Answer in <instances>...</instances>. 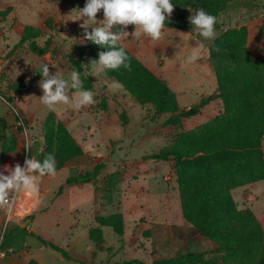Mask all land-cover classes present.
Masks as SVG:
<instances>
[{
    "label": "rangeland",
    "instance_id": "rangeland-1",
    "mask_svg": "<svg viewBox=\"0 0 264 264\" xmlns=\"http://www.w3.org/2000/svg\"><path fill=\"white\" fill-rule=\"evenodd\" d=\"M85 2L0 0L2 91L9 81L29 79L27 65L47 64L50 74L70 80L75 69L66 55L76 54L79 44L90 42L83 39V20H78V12H72L82 9ZM4 10L5 14L1 12ZM190 10L192 13L188 9L182 13L184 28L174 26L179 15L174 10L165 20L158 41L143 35L137 39L131 35L133 25L125 29L120 41V45L167 82L181 109L195 105L202 96L217 90L213 64L208 58L212 40L192 31L188 18L197 10ZM97 19H103L102 10ZM217 20L220 28L215 29L216 36L225 29L243 26L251 56L264 57V33H258L264 22V0H231ZM26 25L40 29V34L32 39L37 45L42 46L50 39L52 54L49 50L36 55L29 49L31 40L17 44ZM117 27L113 31H121ZM194 51L199 59L188 63L187 57ZM88 75L93 81L94 103L79 110L71 103L57 105L55 111L48 110L40 101L43 92L38 82L42 77L35 86L15 95L11 103L0 95L5 102L0 99V115L7 112L11 115L9 133L17 135L21 163L25 157L37 159L45 149L43 123L49 113L67 127L82 149L80 156L69 160L54 175L40 177L36 193H17L13 215L6 223V208L0 207L1 247L8 249L0 264H112L129 259L151 264L155 257L187 251L210 255V245L194 237L192 226L183 217L174 162L149 156L185 131L221 114V100H212L179 125H169L164 123L169 113L155 115L150 105L135 102L123 86L110 88L116 81L105 72L94 75L90 67ZM75 93L69 89L68 95L73 97ZM262 147L264 150V136ZM97 161L103 162L104 167L95 180L84 184L66 182L70 176L91 170ZM231 192L237 207L251 210L264 229V179L236 186ZM114 211L122 214V234L101 226V240L92 241L88 230L98 226L96 216ZM32 212L31 218H26ZM38 236L64 248L69 258L40 242Z\"/></svg>",
    "mask_w": 264,
    "mask_h": 264
},
{
    "label": "trees",
    "instance_id": "trees-1",
    "mask_svg": "<svg viewBox=\"0 0 264 264\" xmlns=\"http://www.w3.org/2000/svg\"><path fill=\"white\" fill-rule=\"evenodd\" d=\"M230 1L171 0L174 10L179 13L174 26L184 28L182 13L187 9H203L216 17L215 29L220 28L218 15ZM1 12L5 14L6 10ZM245 31L243 26L225 29L208 45V58L213 64L217 90L202 96L198 103L189 108H179L176 95L167 82L125 48L131 70L120 67L105 71L138 104L150 105L155 115L169 113L165 124L179 125L184 118L197 115L201 108L216 98L221 100L223 106L221 114L185 131L149 156L174 162L183 217L192 226L194 237L210 245V255L202 251H187L155 257L151 264H264V229L251 210L237 207L231 192L236 186L264 179V57L251 56L246 47ZM258 33H264V22ZM39 34V28L26 25L17 44L31 40L29 49L40 56L50 50V39L47 38L39 46L32 40ZM100 51L107 49L87 42L77 46L76 54L66 55L72 68L81 75L82 90H93V81L88 75L91 66L88 63L97 60ZM50 52L52 54L54 49ZM40 69L41 66L27 65L29 79L9 81L5 87L7 92L0 89V95L11 103L15 95L36 85L41 77ZM7 128L6 119L0 115V138L3 137L1 158L7 152H15L17 148V135L14 132L7 133ZM43 130L46 147L36 160L42 162L47 155H53L57 171L69 160L82 154L80 145L70 131L52 113L46 116ZM103 167L104 163L97 161L91 170L70 176L66 182L89 183L95 180ZM115 175L113 173L111 176ZM60 190L61 187L58 192ZM33 213L26 218H31ZM95 221L98 226L88 230L92 241L101 240V226L111 227L117 235L123 232V217L119 211L98 215ZM38 239L58 251L62 257L69 258L64 248L39 236ZM134 263L143 264L138 259L112 264Z\"/></svg>",
    "mask_w": 264,
    "mask_h": 264
},
{
    "label": "clouds",
    "instance_id": "clouds-1",
    "mask_svg": "<svg viewBox=\"0 0 264 264\" xmlns=\"http://www.w3.org/2000/svg\"><path fill=\"white\" fill-rule=\"evenodd\" d=\"M103 12V19L98 20L97 14ZM190 12L191 10L188 9ZM78 12L79 19L83 20V39L95 45L106 48L100 51L98 60H91L92 74H100L106 70H116L120 67L131 70L129 57L120 41L125 29L129 25L134 26L131 33L139 39L142 35L153 41L162 38L164 22L173 11L171 0H86L84 7L73 9ZM71 12V13H72ZM192 13V12H191ZM192 31L205 40H214L216 37V17L198 9L189 18ZM115 26L121 31H113ZM91 29V31H89ZM199 59L198 52L194 51L187 57L188 63ZM39 75L42 79L38 87L42 89L41 103L51 111H55L57 105L70 104L76 110L94 103L93 93L82 90L80 74L73 70L70 80H66L57 74H50L49 66H41ZM122 87L119 82L110 85L112 89ZM69 89L77 90L73 97L68 95ZM8 174L5 175L4 173ZM56 172L55 157L47 155L43 161L30 158L26 159L23 166L17 163L14 167L5 165L0 171V207L11 202V198L22 191L36 193L38 191V179L45 175H54Z\"/></svg>",
    "mask_w": 264,
    "mask_h": 264
},
{
    "label": "crops",
    "instance_id": "crops-1",
    "mask_svg": "<svg viewBox=\"0 0 264 264\" xmlns=\"http://www.w3.org/2000/svg\"><path fill=\"white\" fill-rule=\"evenodd\" d=\"M2 101L3 99L0 98ZM4 102V101H3ZM5 103V102H4ZM188 108V107H186ZM6 119L7 122V133H9V129H10V121H11V115L9 112H7L4 115H1ZM22 154L20 153V149L19 146L17 145V149L15 152H7L3 155V157L1 158V162H0V171H3V168L5 165H10V166H15L17 163H19L21 165V159H22ZM5 175H7L8 173L5 172Z\"/></svg>",
    "mask_w": 264,
    "mask_h": 264
},
{
    "label": "built area",
    "instance_id": "built-area-1",
    "mask_svg": "<svg viewBox=\"0 0 264 264\" xmlns=\"http://www.w3.org/2000/svg\"><path fill=\"white\" fill-rule=\"evenodd\" d=\"M20 120V119H19ZM20 123V122H19ZM25 160H26V157L22 160V163H21V166L24 165L25 163ZM16 198H17V194H15L12 198H11V202L7 205H5V223L8 222V220L12 217L13 215V207H14V204H15V201H16ZM3 232V230H2ZM8 250V249H7ZM7 250H4L2 247H1V241H0V258H2L6 253H7Z\"/></svg>",
    "mask_w": 264,
    "mask_h": 264
},
{
    "label": "water",
    "instance_id": "water-1",
    "mask_svg": "<svg viewBox=\"0 0 264 264\" xmlns=\"http://www.w3.org/2000/svg\"><path fill=\"white\" fill-rule=\"evenodd\" d=\"M2 147H3V137L0 138V159L2 156Z\"/></svg>",
    "mask_w": 264,
    "mask_h": 264
}]
</instances>
